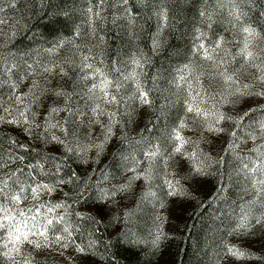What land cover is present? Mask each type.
<instances>
[{
    "label": "snow or ice",
    "instance_id": "obj_1",
    "mask_svg": "<svg viewBox=\"0 0 264 264\" xmlns=\"http://www.w3.org/2000/svg\"><path fill=\"white\" fill-rule=\"evenodd\" d=\"M183 2L86 0L87 30L61 35L55 25L76 0H0V264H127L122 251L136 253V264L150 252L159 264L175 209L204 185L217 198L230 193L225 176L243 195L228 231L241 246L222 241L223 256L264 261L243 247L257 233L264 245V0H200L191 52L166 80L180 104L176 122L128 157L119 182L109 174L115 159L93 167L105 150L120 155L115 139L132 142L130 125L141 142L156 134L152 120L139 127L160 92L139 41L154 21L147 35L158 53ZM133 196L136 206L154 201L151 239L131 238L133 205L124 201Z\"/></svg>",
    "mask_w": 264,
    "mask_h": 264
},
{
    "label": "trees",
    "instance_id": "obj_2",
    "mask_svg": "<svg viewBox=\"0 0 264 264\" xmlns=\"http://www.w3.org/2000/svg\"><path fill=\"white\" fill-rule=\"evenodd\" d=\"M85 2L86 0H76L75 7L77 11L64 23L55 25L61 35L71 33L75 25H80L82 29L87 30L85 18L79 11ZM200 7V0H184L177 7L178 21L176 28L167 34L166 42L156 54L151 52V42L147 35L148 31L154 29V21L150 22L153 29H149L148 25H145L146 31L141 34L142 39L139 43L144 51L152 57V64L147 68V71L150 75L159 76L158 85L163 95L160 92L153 93L157 97L156 106L154 109L147 108L143 110L144 120L139 123V127H143L144 123L152 120L158 126L156 134H146L145 141L141 142L137 135V126L130 125L128 136L132 142L121 143L119 138L115 139V144L120 147V155L113 158L109 155V151L106 150V158L101 161L99 166L93 165V167H103L104 163L112 164L113 159H115L117 167L110 168L109 174L116 179L118 174L122 172V166L129 162L128 157L142 152L147 146L149 138H151L153 144H159V137L164 132L165 127H171L176 122L181 111L180 104L174 96H171L166 91L168 87L166 80L175 67L184 63L186 56H188L193 42L192 38L195 35L194 27L198 22V9ZM46 23L47 20H40L39 24L41 26L36 31H43L42 26ZM112 32L118 33L119 30L112 28ZM30 39L31 35L24 43H28ZM119 43V40L112 41L113 45H119ZM49 149H52L51 145H49ZM112 150L114 151L115 148H112ZM97 175H99L98 172ZM224 180L227 182L228 188L231 189L230 193L225 190L217 198L213 195L212 185L208 184L206 187L202 186L200 188L198 197H193L191 204H184L175 209L173 213L177 217L176 229L168 240L162 242L161 251L163 256L160 258L159 264H217V257H220V253H222L221 243L226 240L229 225L231 224V218L227 210H235L237 207L236 203L232 201V196L236 192L240 194V197L243 195L241 189L236 186L234 177H232V181H229L228 177L225 176ZM158 185H161V183H154V188L159 194ZM237 202L239 201L237 200ZM224 204L226 205L223 206ZM153 206L154 203L152 205L151 202L148 205H143L142 219L134 217V220H136L132 224L134 226L131 232L132 239L144 240L145 237H148L145 233L147 232L146 227L149 225L150 210ZM138 213L140 212L138 211ZM132 219L133 216L131 217ZM122 243L126 244V241H122ZM141 246L146 247L143 244ZM136 252H139V248L136 249ZM122 257H127V264H136V253L122 251ZM148 259H151L153 264H156V257H152L150 252L148 254L141 253L139 256L140 264H144V261ZM258 262L259 264H264V261ZM121 264H125L124 259L121 260Z\"/></svg>",
    "mask_w": 264,
    "mask_h": 264
},
{
    "label": "rangeland",
    "instance_id": "obj_3",
    "mask_svg": "<svg viewBox=\"0 0 264 264\" xmlns=\"http://www.w3.org/2000/svg\"><path fill=\"white\" fill-rule=\"evenodd\" d=\"M191 48H192V45H191ZM191 48H190V51H189V53H188V56H189V54H190V52H191ZM188 56H186L185 61L187 60ZM185 61H184V62H185ZM181 64H182V63H181ZM48 102H50V101H45V103H48ZM172 103H173V102H172ZM178 105H179V104H178ZM37 110H40V109H37ZM178 116H179V115H178ZM111 144H112V142H110V145H111ZM249 146H250V145H249ZM212 147H213V154H215V152H216L217 149H218V145H213ZM202 148H204L205 150H207L208 145H207V144L202 145ZM106 155H107V151L105 150L104 154L101 156V161H103V160L106 158ZM142 158H143V157H141V159H142ZM233 177H234V180L236 181V177H235V176H233ZM122 179H124L123 171H122L120 174H118V176L116 177V179H115L114 182H119V181L122 180ZM155 182L163 184V176H158L157 179H156V181H154V183H155ZM137 183H142V182H137ZM133 187L135 188L136 185H134ZM203 187H206V185H204ZM154 190L157 191L156 188H154ZM164 198H165V199H168L167 197H164ZM249 198H250V197H247V196L244 197V199H249ZM236 199H237L239 202H237ZM135 201H136V197H135V196H133V197H131L130 199L124 201L125 204H131V205H133V207H132V209H131L132 212H133V215H132V216H133V219L131 220V225L134 224V222H135V220H136V219L134 220V217H136V218H141V219H142V206H143V205H146V204L148 205L150 202H151L152 205H153V203H154V201H153L151 198H147V199L144 200L143 204H140L139 206H136V205H135ZM232 201H233L234 203H236V205L242 203V200H241L240 194H238V192L234 193V196H232ZM225 205H226V204H224L223 206H225ZM138 211H139L140 213H138ZM227 211L229 212V215H230V218H231V223H232V222L236 219V215L239 214V208L236 207L235 210H227ZM234 212L236 213V215H234ZM162 214L166 215L167 213H162ZM150 216H151V215H150ZM176 219H177V217H176V215L173 213V214H172V218L170 219V221H168V222L165 224V228H166L170 233H172V234H173V232H175V229H176ZM148 223H149V225L146 227V228H147V230H146L147 232L145 233L146 236H148V237H145V239H151V237L149 236V231L152 230V220H151V218L149 219ZM228 231H229V229H228ZM259 236H260V234L257 233V238H250L251 242L248 243V244H244L243 247L246 248L248 251L253 252L256 256H257V255H258V256H263V255H264V245H262V244L260 243V241H259V239H258ZM145 239H144V240H145ZM224 241H228V242L234 243V244L237 245V247H240V246H241L240 241L237 240L236 237H234V236H229L228 234H227V236H226V240H224ZM220 255H221V256H220V258L218 259L217 264H259V262H258L257 260H255V259H243V260H240V261H236V260H234V259L225 258V257L223 256V253H220Z\"/></svg>",
    "mask_w": 264,
    "mask_h": 264
}]
</instances>
